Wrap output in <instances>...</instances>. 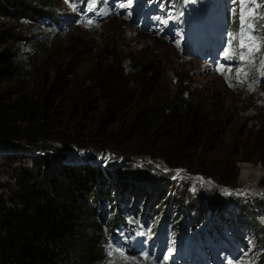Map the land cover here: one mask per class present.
Here are the masks:
<instances>
[{
  "label": "rangeland",
  "instance_id": "obj_1",
  "mask_svg": "<svg viewBox=\"0 0 264 264\" xmlns=\"http://www.w3.org/2000/svg\"><path fill=\"white\" fill-rule=\"evenodd\" d=\"M204 1L201 19L210 15L224 25L228 45L221 53L209 47L216 36L209 41L202 37L196 49L183 44L187 38L174 22H180L186 13L198 12L191 0H39L52 19L28 16L16 22L0 17V50L16 41L22 67L17 78L0 83V98L32 102L35 111L29 115L37 118L28 124L19 116L15 121L18 137L7 143L0 140V191L4 198L14 190L17 165L35 173L43 167L49 175L62 177L67 167L78 173L101 166L105 186L114 184L111 178L130 183L127 219L136 217L135 210L143 217L159 202L167 216V200L177 205V213L180 209L185 212L178 221L181 238L161 234L152 246L146 244L144 230L128 238L119 233L96 245L91 242L95 221L105 224V216L88 220L77 238L78 264H90L94 248L103 252L105 261L98 264H196L202 259L200 251L182 252L181 246L189 234H200L208 226L219 232L238 231L231 236L239 240V252L228 264H264L260 261L264 254L259 255L260 249L255 248L260 242H256L257 235L264 228V176L257 185L241 179L243 163L264 166V69L260 63L264 60V0H245L243 8L235 0ZM143 5L157 11L146 26L136 19ZM242 12L254 31L244 28L232 34L230 27L236 17L241 20ZM250 15L255 18L249 19ZM209 23L211 19L205 21L204 29ZM250 37H255V42ZM241 52L245 61L238 58ZM153 87L154 99L159 102L188 99L191 116L198 112L208 126L210 117L213 119L214 129L187 147L186 154L195 157L188 166L173 168L162 157L150 154L127 159L115 150L97 149L108 146L96 126L110 94L142 100ZM182 119L191 122L187 116ZM31 128H43L46 138H32L27 134ZM118 128L115 125V131ZM159 134L140 148L151 149L154 140L160 141L157 148H162L168 141L164 143ZM166 145V149H175L173 143ZM12 156L16 163L9 159ZM255 178V174L251 176ZM191 218L198 223H191ZM121 238L133 243L121 244ZM173 243L180 248H174ZM194 251L195 257L185 254Z\"/></svg>",
  "mask_w": 264,
  "mask_h": 264
},
{
  "label": "trees",
  "instance_id": "obj_2",
  "mask_svg": "<svg viewBox=\"0 0 264 264\" xmlns=\"http://www.w3.org/2000/svg\"><path fill=\"white\" fill-rule=\"evenodd\" d=\"M235 1L236 5L241 4V0ZM194 5L204 8L205 1L194 0ZM45 8L39 0H0V17L16 22L28 16L33 20L52 19V16L47 15L48 11ZM130 13L133 11L128 15ZM199 16L201 18L202 13ZM204 18H207V15ZM241 29V20L236 17L230 31L234 34ZM234 42L235 40H232V45ZM17 46V42L14 41L9 47L0 50V83L13 80L22 72L17 60ZM110 97L106 111L98 118L96 126L98 134L107 138L108 146L101 145L97 149L103 151L112 149L127 159L150 154L153 157H162L173 168L188 166L195 157L186 154L189 151L187 147L194 139L214 129L211 117L212 122L208 126L200 119L198 112L191 116L192 105L188 99L176 97L163 103L154 99V87L149 96L142 100L117 94H110ZM34 111L35 104L28 100L4 102L0 98V140L7 143V140L17 138L19 133L16 119L21 116L28 124H33L37 118L29 114H33ZM126 111L129 113L124 114ZM185 116L190 119V124L182 119ZM115 125L120 126L116 131ZM27 134L38 140L46 138V131L43 128H31ZM158 134L161 139H165L164 143L167 141L166 144L173 143L175 149H166V144L158 149L157 147H160L158 140H154V147L151 149L140 148L144 143H150L148 139L153 140ZM12 148L18 150L17 146ZM11 158L16 163V156L9 159ZM44 159L41 160L43 164ZM102 169L100 166L77 173L67 167L62 177L49 175L43 167L35 173L22 166H15V186L11 196L5 199L0 191V264H78L81 261L76 254L78 234L84 230L88 220H97L99 215L105 216V224L95 221L94 239L91 238V242L96 245L98 243L103 245L104 239H110L113 235L118 237L119 233H126L127 238L136 236L141 230L146 232L148 237L146 244L149 243L150 246L154 245L161 234L169 235L174 240L181 238L178 221L184 216V210L180 209L177 213V205H171L167 200L170 209L167 216L159 202L151 206L143 217L135 210L136 217L133 220L127 219L130 197L126 191L130 183L125 180L118 182L111 178L114 184L107 187L104 184L107 182L104 180L105 174ZM121 198H124L123 202ZM175 214L177 219L174 220ZM190 222L195 224L198 220L191 218ZM168 225L169 228L166 229ZM185 232L188 233V230ZM237 232L225 230L219 232L215 226H208L200 234H189L184 244H188L189 247L194 244L203 245L206 235L216 242H221L223 239H233L231 235ZM259 240V243H255V248L260 249L261 255L264 254L262 227L256 242ZM130 243L133 242L121 238V244ZM173 247L179 249L180 244L173 243ZM94 250L90 264L103 263L105 261L102 258L103 252L95 248ZM260 261L264 259L260 258Z\"/></svg>",
  "mask_w": 264,
  "mask_h": 264
},
{
  "label": "bare ground",
  "instance_id": "obj_3",
  "mask_svg": "<svg viewBox=\"0 0 264 264\" xmlns=\"http://www.w3.org/2000/svg\"><path fill=\"white\" fill-rule=\"evenodd\" d=\"M193 1V7H196L194 5V0ZM198 8V12H195V15L197 16L198 21L196 20L195 15L192 14H185L183 19L180 22H174L175 27L177 30L180 31V34L186 36L187 40L183 43L188 45V47L191 49L193 46V42L194 40H200L202 38V35L206 32H208V28L209 26H213L215 25L217 22L215 21L214 18H211L210 15H207V17L209 16L208 19H211V23H209L206 28L204 29L203 25L205 24L206 20H203V23H201L200 25H196L199 21H201L202 19L200 18L199 15H201V13L204 11V8ZM215 10V8H213ZM153 13H157L156 9H152V8H147L145 5L141 6L140 11L138 10V14L136 19L137 20H141L144 22V26L146 25H150L152 23V19H153ZM203 15V14H202ZM206 15V14H205ZM199 16V18H198ZM202 17V16H201ZM219 29H223V24L222 26L219 27ZM194 33L196 35H199L198 38L195 36L193 37ZM227 46H225L226 48ZM255 174V180L251 179V176ZM264 176V166L263 165H254L251 163H243L242 165V174H241V179L248 183V184H254L257 185L260 182V179ZM189 248L188 244H182L181 246V250L182 252H184L185 250H187ZM215 247H210L208 248L209 251H213ZM212 249V250H211ZM185 254L195 257L196 252H186ZM234 258L236 257L235 255H229L228 258ZM228 260H223L221 262V264H228L227 262Z\"/></svg>",
  "mask_w": 264,
  "mask_h": 264
},
{
  "label": "snow or ice",
  "instance_id": "obj_4",
  "mask_svg": "<svg viewBox=\"0 0 264 264\" xmlns=\"http://www.w3.org/2000/svg\"><path fill=\"white\" fill-rule=\"evenodd\" d=\"M241 4H242V8L245 6V0H241ZM249 19H254V15H250L248 17ZM241 28L244 29V28H247L248 31H254V28L252 25H247L246 22H245V17H244V14L243 12L241 13ZM250 39L255 42V37H250ZM242 47H246L245 45L242 44ZM257 49H253V52L254 51H257ZM229 55V53L226 51L225 52V56L227 57ZM241 61H245L246 60V56L244 55L243 52L240 53L239 57H238ZM261 68L264 69V60H262L261 62ZM247 75V73H245V76ZM237 78H239V72L237 73ZM251 87V86H250ZM165 259H167V257H165Z\"/></svg>",
  "mask_w": 264,
  "mask_h": 264
},
{
  "label": "built area",
  "instance_id": "obj_5",
  "mask_svg": "<svg viewBox=\"0 0 264 264\" xmlns=\"http://www.w3.org/2000/svg\"><path fill=\"white\" fill-rule=\"evenodd\" d=\"M144 159H145L147 162L151 161V160H150L151 158H150L149 156H145ZM146 161H145V162H146Z\"/></svg>",
  "mask_w": 264,
  "mask_h": 264
}]
</instances>
